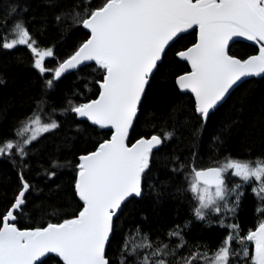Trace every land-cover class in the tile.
Listing matches in <instances>:
<instances>
[{
	"label": "snow or ice",
	"instance_id": "1",
	"mask_svg": "<svg viewBox=\"0 0 264 264\" xmlns=\"http://www.w3.org/2000/svg\"><path fill=\"white\" fill-rule=\"evenodd\" d=\"M30 7L6 0L0 15V51L26 48L42 81L30 111L13 123L9 135H0V161L11 165L18 182L0 215V264H264V152L218 158L232 128L243 123L240 116L223 122L212 136L217 158L207 166L191 148L183 157L179 145L167 152L170 141L180 140V128L190 127L191 136L198 137L245 78L264 75V0H39L26 16ZM53 30L61 43L74 32L84 35L59 58L55 45L41 44ZM187 35L194 40L177 48ZM242 41L257 45L255 54L231 51L230 45ZM48 58L54 67L46 65ZM175 58L188 68L175 72ZM84 67L91 69L93 96L77 100L81 93L73 90L57 106L50 92L65 74ZM169 78L179 97L170 109L171 130L130 140L153 86ZM248 103V95L240 93L233 108L242 114ZM58 116L78 121L79 132L85 131L83 125L95 126L108 129L110 136L78 154L75 163L61 161L41 147L44 134L61 127ZM161 158L165 163L158 168ZM64 169L71 172L70 194L80 202L76 211L55 222L18 226L19 218L33 211L37 217L44 214L33 199L43 191L36 178L59 179ZM248 187L257 199L258 220L254 230L241 234L238 212ZM186 194L189 199L182 202L189 203L192 218L167 228L166 239L150 238L140 224L124 230L132 214L142 222L149 219L140 206L146 199L155 212L165 198ZM193 221L228 231L213 249L207 241L187 239ZM185 247L190 251L178 255Z\"/></svg>",
	"mask_w": 264,
	"mask_h": 264
},
{
	"label": "trees",
	"instance_id": "2",
	"mask_svg": "<svg viewBox=\"0 0 264 264\" xmlns=\"http://www.w3.org/2000/svg\"><path fill=\"white\" fill-rule=\"evenodd\" d=\"M22 3L29 4L31 7L30 15L33 8L39 3V0H21ZM6 0H0V15H3V6ZM41 5V10L43 9ZM84 33L77 31L68 36L63 43L60 42V34L55 30L49 31L42 38V46L55 45L56 54L59 58H64L73 50L74 44L82 38ZM194 40L193 35H187L177 48L189 45ZM257 45L238 43L231 51L238 56L255 54ZM176 49H173V52ZM17 55L22 56V62L17 60ZM30 52L23 46L14 50L0 51V72L3 73L4 83H0V135H9L13 123L23 117L30 111L33 100L41 95L42 81L37 70L31 67ZM168 59H174L173 54L169 53ZM177 63L172 65L175 72L186 70L188 66L175 58ZM46 65L49 68L55 66L52 58L46 59ZM90 68L84 67L79 73H70L61 78L57 83L54 91L50 92L49 99L53 100L57 106L63 101L65 94L71 95L73 90L81 93L74 99L82 100L91 98L96 91V86L91 83L92 76L89 75ZM79 76V78H77ZM92 89L89 92L84 85ZM240 93H246L249 97V103L246 105L244 112L238 114L233 104ZM179 99L173 90L171 78L167 82H157L153 86V92L150 99L143 104L138 114L137 121L134 124V133H131L130 140L139 138L141 135L150 136L154 132H160L162 128L171 130L172 119L170 109ZM186 99V98H185ZM239 115L243 121L242 124L232 128L231 136L228 137L226 144L219 149L218 158L222 159L224 155L231 154L233 157H255L264 152V76L259 79H252L243 83L242 87L228 100L226 104L217 112L211 121L204 127L203 131L196 138L191 136V128H180L177 135L180 140L173 139L168 144V154L174 147L179 145L178 154L183 157L191 148L197 153L198 161H202L207 166L212 160L217 158V149L212 136L217 133L222 123L230 118ZM61 121V127L54 133H46L41 138V147L44 153L49 156L58 157L61 161L67 159L73 163L75 157L85 149H91L97 141L108 138L110 131H105L97 127L88 128L83 125L84 132L76 130V123L68 117H57ZM183 119V116L178 117ZM193 123H195L193 121ZM94 129V130H93ZM46 163V161H45ZM163 158L160 159L157 167L164 164ZM59 179L53 178L45 182L43 177H37L36 183L43 191L36 193L33 199L40 204L44 214L37 217L35 211L29 215L23 216L18 220L20 227H35L41 222L51 220L55 222L58 217L71 215L76 211L78 198L70 194L67 185L71 180V172L64 169L58 173ZM163 178V169L161 176ZM180 178L177 177V180ZM16 174L11 171V165L5 161H0V215L6 212L11 203V198L17 186ZM60 184L61 188L56 185ZM6 193V195H5ZM189 195L178 198H165L163 202L152 211V205L149 199H146L140 206L143 207L145 214L149 219L142 222L138 214H132L131 219L125 220L124 230L127 231L129 224H140L142 231H149L150 238L155 239L159 236L166 239L164 232L174 224H183L186 219H191ZM257 199L255 194L248 187L245 191L241 207L238 212V220L241 227V234L248 229L254 230L258 220V214L255 213ZM56 212V215L50 213ZM231 222V221H229ZM228 229L221 228L219 225L205 227L202 222L193 221V227L186 233L189 241H207L210 248H215L221 239L226 235ZM121 236L118 239H122ZM176 241H173L175 243ZM235 246V244L233 245ZM115 248V244H114ZM190 250L185 247L180 250L178 255H183ZM58 259V258H57ZM49 264H56L55 260L49 261ZM193 264H200V261H194Z\"/></svg>",
	"mask_w": 264,
	"mask_h": 264
},
{
	"label": "water",
	"instance_id": "3",
	"mask_svg": "<svg viewBox=\"0 0 264 264\" xmlns=\"http://www.w3.org/2000/svg\"><path fill=\"white\" fill-rule=\"evenodd\" d=\"M191 31V30H190ZM241 40H242V38H241ZM242 43H246V44H253V42H250V41H242ZM230 47H231V45H230ZM178 59V58H177ZM182 62V61H181ZM183 63H185V62H183ZM70 74V73H69ZM65 75H68V74H65ZM64 75V76H65ZM264 75H262V76H254V77H247V78H245V82L246 81H249V80H252V79H259V78H261V77H263ZM138 114H139V112H138ZM134 124H135V122H134ZM95 127V126H94ZM103 130H105V131H109L108 129H103ZM130 135H131V133H130ZM129 139H130V137H129ZM54 255V254H53Z\"/></svg>",
	"mask_w": 264,
	"mask_h": 264
},
{
	"label": "rangeland",
	"instance_id": "4",
	"mask_svg": "<svg viewBox=\"0 0 264 264\" xmlns=\"http://www.w3.org/2000/svg\"><path fill=\"white\" fill-rule=\"evenodd\" d=\"M234 179H237L238 180V178H234Z\"/></svg>",
	"mask_w": 264,
	"mask_h": 264
}]
</instances>
